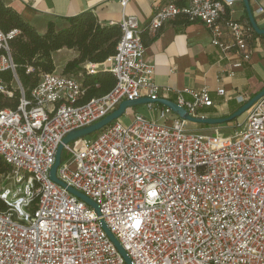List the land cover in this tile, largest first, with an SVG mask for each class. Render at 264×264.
Returning <instances> with one entry per match:
<instances>
[{
	"label": "built area",
	"instance_id": "2783aa9c",
	"mask_svg": "<svg viewBox=\"0 0 264 264\" xmlns=\"http://www.w3.org/2000/svg\"><path fill=\"white\" fill-rule=\"evenodd\" d=\"M129 1L119 0L120 6ZM234 1L164 2L147 30L178 17L201 23L233 77L257 39L248 21L225 16ZM255 13L264 19V6ZM118 26L115 54L81 65L88 75L102 71L114 78L108 93L83 101L82 74L53 71L40 74L27 97L18 88L14 110H0V159L8 167L0 173V264H125L100 220L130 264H264V96L229 135L219 134V126L203 133L169 108L145 104L154 118L131 113L129 124L119 118L65 145L55 173L65 187L50 180L69 132L100 121L124 100L167 99L145 59L137 18L123 15ZM18 35L0 30V71L13 75L9 42ZM0 92L11 96L1 83ZM175 95L173 103L191 117L207 118L201 111L213 105L208 88ZM235 100L247 101L242 95ZM67 187L93 201L100 215Z\"/></svg>",
	"mask_w": 264,
	"mask_h": 264
},
{
	"label": "crops",
	"instance_id": "0c3cea01",
	"mask_svg": "<svg viewBox=\"0 0 264 264\" xmlns=\"http://www.w3.org/2000/svg\"><path fill=\"white\" fill-rule=\"evenodd\" d=\"M2 1L14 9L39 34L46 31L50 22L57 31L67 27L65 18L84 11H91L102 26L118 25L123 15L135 16L142 31L145 59L153 65L154 82L160 88V97H166L173 102L176 91L185 88L199 90L206 87L213 101L212 107L201 111L207 118H224L231 115L241 107L235 97L242 95L248 100L264 87V39L257 38L253 42L250 60L236 69L233 77H227L226 62L220 61L218 51L211 46L210 35L201 23L181 24L183 19L178 17L164 24L159 30H147L160 4L172 2L184 6L188 0H130L125 8L120 6L119 0ZM249 4L257 25L264 28V19L255 13L258 6H264V0H249ZM225 16L247 21L242 1L235 0L230 8L225 9ZM66 49L53 52L52 60L54 54ZM67 50L72 53L68 61L77 57L75 50ZM218 76H222L220 84L217 83ZM219 87L224 88L225 93L222 97L216 94ZM163 88H169L171 91L165 94ZM185 97L188 99V96ZM142 109L149 113V118L155 117L146 108Z\"/></svg>",
	"mask_w": 264,
	"mask_h": 264
},
{
	"label": "trees",
	"instance_id": "16d2710c",
	"mask_svg": "<svg viewBox=\"0 0 264 264\" xmlns=\"http://www.w3.org/2000/svg\"><path fill=\"white\" fill-rule=\"evenodd\" d=\"M65 21L67 27L57 31L50 22L46 31L39 34L14 9L0 0V30L4 33L11 30L19 32V35L9 42L11 58L16 66L15 75L9 70L0 71V83L5 92L11 93V96H8L0 92V110H14L21 98L19 89L10 88L11 82L16 80L18 87L27 97L37 84L40 74L55 71L51 54L62 48L75 50L78 54L76 58L66 62L62 73L82 74V84L85 89L83 101L105 95L112 89L115 81L109 73L98 71L94 75H88L81 65L101 64L115 54V47L120 37L119 26L100 25L91 11L65 18ZM181 24H186L184 19ZM254 36L264 39L256 34ZM7 171V165L0 159V173Z\"/></svg>",
	"mask_w": 264,
	"mask_h": 264
},
{
	"label": "water",
	"instance_id": "95a60500",
	"mask_svg": "<svg viewBox=\"0 0 264 264\" xmlns=\"http://www.w3.org/2000/svg\"><path fill=\"white\" fill-rule=\"evenodd\" d=\"M241 1L243 3V6H244V9L246 12L247 21H248L249 25L251 26L252 30L254 31V33L256 35L264 38V28H260L257 25L255 18L253 16L252 10L250 8L249 0H241ZM263 96H264V88L262 90H260L255 96H253L252 98H249L240 108H238L231 115L224 117V118H204V119L191 117L186 112L185 109L178 107L175 103H173L167 99L152 100L149 98H139V99H135V100H131V101L130 100H124L119 104V106L117 107L116 110H114L112 113L107 115L105 118L101 119L100 121H98V122H96L90 126H87V127L81 128V129H77V130H73V131L69 132L62 139L61 143L59 144V146L56 150L55 161H54V164L49 171V178L54 183H57L58 185L65 187V184H63L61 181H59L55 175L56 170H57V168L61 162V155H62V151L64 149V146L73 142V141H76L78 139H82V138H85L87 136H90V135L94 134L95 132L103 129L105 126L109 125L111 122L119 119L125 113V110L128 108L136 107L139 105L150 104V103H157V104H160L162 106L169 108L180 119L187 121L189 123L200 124V125H205V126H219V125H222V124H225V123H228V122L235 120L237 117H239L240 115L245 113L247 110H249L252 107V105L255 102H257L260 98H262ZM67 191L70 194L77 197L78 199H80L81 201H83L84 203H86L88 206H90L96 212L97 215H100L98 206L93 201H91L89 198H87L83 194L79 193L78 191H76L70 187H67ZM99 223H100L102 229L104 230V232L106 233V235L108 236V238L113 242V244L117 248L118 252L120 253L122 258L124 259L125 264H130L129 257L127 256L126 252L122 249V247L119 245V243L115 240L114 236L110 233L109 229L106 227L103 220H100Z\"/></svg>",
	"mask_w": 264,
	"mask_h": 264
},
{
	"label": "rangeland",
	"instance_id": "374dc122",
	"mask_svg": "<svg viewBox=\"0 0 264 264\" xmlns=\"http://www.w3.org/2000/svg\"><path fill=\"white\" fill-rule=\"evenodd\" d=\"M71 52L68 51L67 49L62 51L61 53H56L53 55V60H54V65H55V72L56 73H60L62 72V69L66 63V61H68L71 57ZM77 79H80V76L77 74H69ZM10 88H12V90H17L18 87V82L16 80H13V82H11L10 84ZM142 108H146V105H139L136 107H132V108H128L126 114L122 115L120 117V121L123 124H129L130 121L133 120V117L131 116V113H137L142 115L144 118H148L149 119V113L146 110H143ZM246 113H243L242 115H240L239 117H237L235 120L219 125L220 129H219V134L222 135H229L230 133H232V125L236 122V121H243L244 117H245ZM129 115V116H127ZM190 128H197V130L203 129L206 134L211 133V131H208V127L209 126H205V125H200V124H190L189 125ZM92 136V135H91ZM91 136H87L88 138H90ZM63 158H65V154L63 153Z\"/></svg>",
	"mask_w": 264,
	"mask_h": 264
}]
</instances>
